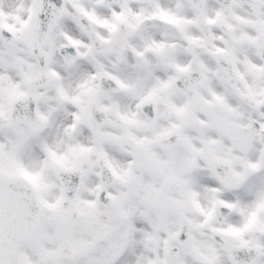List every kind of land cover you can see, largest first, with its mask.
<instances>
[{
    "label": "snow or ice",
    "instance_id": "snow-or-ice-1",
    "mask_svg": "<svg viewBox=\"0 0 264 264\" xmlns=\"http://www.w3.org/2000/svg\"><path fill=\"white\" fill-rule=\"evenodd\" d=\"M12 19L0 24V264H264V0H28ZM45 74L73 103L66 87L108 77L118 94L101 110L120 130L89 116L75 139L96 146L57 151L49 129L72 136L82 117L37 109L43 88L28 89Z\"/></svg>",
    "mask_w": 264,
    "mask_h": 264
},
{
    "label": "clouds",
    "instance_id": "clouds-1",
    "mask_svg": "<svg viewBox=\"0 0 264 264\" xmlns=\"http://www.w3.org/2000/svg\"><path fill=\"white\" fill-rule=\"evenodd\" d=\"M28 0H0V24L3 23H15L12 17L18 14L19 6L21 3H25L27 5ZM26 17V13H24ZM237 28L242 27L238 21H233ZM166 29H172L165 36L162 33V39H172L174 35L178 34L172 25H163ZM23 47V45H21ZM68 47L67 43L61 38L56 37V51L59 53L61 49ZM171 49H165L164 54H168L171 52ZM33 55L36 58H39L38 53H26ZM67 54V53H66ZM63 58V57H62ZM123 62V61H122ZM83 81H77L75 86L66 87V92L70 97H79L77 103H73L72 100H62L58 97V94L55 91V78L50 77L48 75H44L38 77L33 80L31 88H29V92L32 89H41L43 88V93L41 95V99L37 103L35 100H32V103H37V109L42 114H48L52 107L57 109V112L72 114L73 110L75 112H79L82 117V123L77 126L76 131L72 134V136L65 135L62 131L57 132L56 130L49 129V134L52 136V146L56 148L59 152H64L67 150L70 144L85 142L92 147H95V143L88 136H85L83 141H77L75 139L76 136L81 135L82 129L87 127L86 120L89 116L96 117L97 115L100 117L98 121L103 125V130L106 131H119L120 127L123 125V122L120 119V113L116 110H111L108 112H104L101 110L102 107H110L111 106V97L117 95L118 93L113 89L112 82L109 81L108 77L101 76L93 83L89 84L86 89H82L80 84ZM104 85H108V87H104ZM23 108H27L29 101L23 100L19 102ZM217 111L221 115H225L222 109L217 106ZM75 120L73 119V123ZM68 127V125H65ZM264 148V146H262ZM88 158L96 161L98 157L95 152L88 153ZM223 170H221L222 172ZM211 176V173H209ZM223 190V189H222ZM210 195H212L207 190H202L198 196V200L202 205L207 206ZM186 213L195 217L196 219H201L198 211L192 206L189 201L185 205Z\"/></svg>",
    "mask_w": 264,
    "mask_h": 264
}]
</instances>
